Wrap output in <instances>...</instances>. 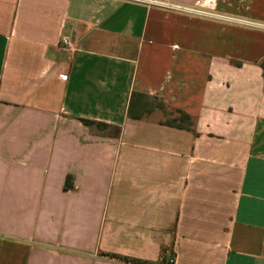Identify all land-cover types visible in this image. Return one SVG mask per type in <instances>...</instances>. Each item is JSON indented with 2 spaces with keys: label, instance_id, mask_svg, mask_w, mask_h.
<instances>
[{
  "label": "crops",
  "instance_id": "0c3cea01",
  "mask_svg": "<svg viewBox=\"0 0 264 264\" xmlns=\"http://www.w3.org/2000/svg\"><path fill=\"white\" fill-rule=\"evenodd\" d=\"M260 24L264 0H0V264H264Z\"/></svg>",
  "mask_w": 264,
  "mask_h": 264
},
{
  "label": "rangeland",
  "instance_id": "374dc122",
  "mask_svg": "<svg viewBox=\"0 0 264 264\" xmlns=\"http://www.w3.org/2000/svg\"><path fill=\"white\" fill-rule=\"evenodd\" d=\"M249 28L251 29V35H253L252 33H254V36H252V37H261V35L262 36L264 35V24H260V25H250ZM235 38L239 39V42H242L241 39L243 37L240 36V38L239 37H235ZM233 51H234V53H242L243 56H245L246 55L247 48H245L244 44L235 42L234 43ZM261 54L262 53H260V55ZM144 103H146L148 106H153V107L159 106V103L157 101H151V103H150L149 101H146L145 100ZM164 114H165V117H164L165 121H171V120L175 119L172 116H167L166 113H164ZM181 123H182L183 126H185V127L188 126L189 127L188 123H184V122H181Z\"/></svg>",
  "mask_w": 264,
  "mask_h": 264
},
{
  "label": "trees",
  "instance_id": "16d2710c",
  "mask_svg": "<svg viewBox=\"0 0 264 264\" xmlns=\"http://www.w3.org/2000/svg\"><path fill=\"white\" fill-rule=\"evenodd\" d=\"M178 114H179L178 118L177 119L175 118V119L167 122V125L170 126V127L178 128V129H187L188 130L189 127L188 126L187 127L183 126L181 122L188 123V125L190 126L191 125L190 122H189L190 117L187 114L183 113V112H179ZM130 115L132 116V112H131ZM83 123L85 125H91L92 124L89 121H83ZM101 126L106 127V125H103V124H101ZM110 256L112 258H116V259H119V260L130 262L131 264H150V263L139 261V260L122 258V257H119V256H114V255H110Z\"/></svg>",
  "mask_w": 264,
  "mask_h": 264
},
{
  "label": "built area",
  "instance_id": "2783aa9c",
  "mask_svg": "<svg viewBox=\"0 0 264 264\" xmlns=\"http://www.w3.org/2000/svg\"><path fill=\"white\" fill-rule=\"evenodd\" d=\"M59 46L65 50H71L73 49V40L69 36H63L59 41ZM63 78L66 79V77ZM172 260L173 258L170 259L171 262Z\"/></svg>",
  "mask_w": 264,
  "mask_h": 264
}]
</instances>
